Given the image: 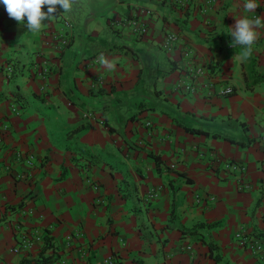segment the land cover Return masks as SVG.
<instances>
[{
    "label": "crops",
    "instance_id": "1",
    "mask_svg": "<svg viewBox=\"0 0 264 264\" xmlns=\"http://www.w3.org/2000/svg\"><path fill=\"white\" fill-rule=\"evenodd\" d=\"M173 1L76 0L36 33L0 3V264L41 255L53 264H261L236 235L264 240V27L246 58L228 33L236 17H264V0L247 14L241 0H189L184 10ZM134 20L146 36L133 37ZM168 33L207 71L194 94L179 88L181 52L164 50ZM44 59L41 79L34 67ZM7 62L18 70L11 78ZM228 162L247 170L228 172Z\"/></svg>",
    "mask_w": 264,
    "mask_h": 264
},
{
    "label": "built area",
    "instance_id": "2",
    "mask_svg": "<svg viewBox=\"0 0 264 264\" xmlns=\"http://www.w3.org/2000/svg\"><path fill=\"white\" fill-rule=\"evenodd\" d=\"M174 5L179 9H187L189 6V0H174ZM121 22H115L113 26L115 28L121 27ZM128 26L132 29L133 37L135 38H142L146 36L149 32L147 25L141 23L139 21H130ZM67 28H71V26L66 23ZM66 43L64 42V45ZM164 50L168 52H172L175 50H179L181 52V79L179 83V88L184 91V94H194L198 91V80L200 78H204L207 76V71L204 67L199 66L197 58L195 57V53L193 48L191 47L190 43H188L181 35L178 33H168L166 38L163 42ZM51 65L48 60H43L41 64L35 65L34 72L35 75L41 79H45L47 75L50 73ZM17 67L13 63H5L3 66V72L7 78H11L15 76ZM18 71V70H17ZM203 88L207 91H212L215 88V84L212 81L207 82V84L203 86ZM234 93V89L230 86H227L222 95L230 96ZM17 113V110L14 111ZM147 126L150 127L151 123L147 122ZM6 128V127H5ZM261 144L264 147V137L260 140ZM12 157L18 163L24 164L28 168H33L36 165L35 157L31 154H22L19 151H15L12 153ZM225 170L231 173L243 174L246 172V167L243 165H238L234 162H228L225 165ZM240 181V180H239ZM94 186V185H93ZM96 188V186H94ZM149 198H157V192L155 190H150ZM236 242L239 246L252 253V255L261 261V264H264V240L253 237L248 234V232L243 229L236 235ZM28 242H24V249L26 248ZM22 246L19 247V250H22ZM181 251L183 252H192L193 247L189 244H183L180 247ZM110 264H124L121 262H117L112 260Z\"/></svg>",
    "mask_w": 264,
    "mask_h": 264
},
{
    "label": "clouds",
    "instance_id": "3",
    "mask_svg": "<svg viewBox=\"0 0 264 264\" xmlns=\"http://www.w3.org/2000/svg\"><path fill=\"white\" fill-rule=\"evenodd\" d=\"M9 18L25 25L28 32H39L45 21L56 18L59 12L69 13L76 0H0ZM46 7V11L44 10ZM258 7L256 0H241L242 12L254 13ZM264 27V17L250 19L247 15L236 17L235 24L229 28L228 35L231 37L230 46L244 49L243 56L246 58L251 54L252 47L258 38L257 28ZM237 54L233 61L237 59ZM97 62L108 71L114 70V65L100 54Z\"/></svg>",
    "mask_w": 264,
    "mask_h": 264
},
{
    "label": "trees",
    "instance_id": "4",
    "mask_svg": "<svg viewBox=\"0 0 264 264\" xmlns=\"http://www.w3.org/2000/svg\"><path fill=\"white\" fill-rule=\"evenodd\" d=\"M262 80H264V78L259 79V81ZM191 232L194 233L193 231ZM46 242H47V249L53 248V246L51 245V239L47 238ZM54 262H56L55 258H53L52 256L46 257L45 255H41V257H39L38 259L27 261V263L30 264H53Z\"/></svg>",
    "mask_w": 264,
    "mask_h": 264
},
{
    "label": "rangeland",
    "instance_id": "5",
    "mask_svg": "<svg viewBox=\"0 0 264 264\" xmlns=\"http://www.w3.org/2000/svg\"><path fill=\"white\" fill-rule=\"evenodd\" d=\"M131 97H132V95H131ZM130 96H126L125 97V102H127L128 100H130V98H131ZM129 104H127L126 106H125V110H123V112H122V114H131V107L132 106H128Z\"/></svg>",
    "mask_w": 264,
    "mask_h": 264
}]
</instances>
